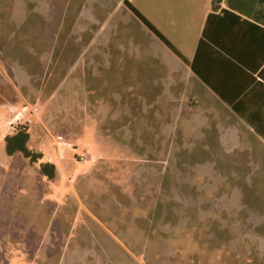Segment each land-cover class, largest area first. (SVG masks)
Here are the masks:
<instances>
[{
  "label": "rangeland",
  "instance_id": "374dc122",
  "mask_svg": "<svg viewBox=\"0 0 264 264\" xmlns=\"http://www.w3.org/2000/svg\"><path fill=\"white\" fill-rule=\"evenodd\" d=\"M155 36L124 0H0V102L31 106L28 146L63 166L0 153V264H264L262 197L236 191L261 194L264 139L207 134Z\"/></svg>",
  "mask_w": 264,
  "mask_h": 264
},
{
  "label": "crops",
  "instance_id": "0c3cea01",
  "mask_svg": "<svg viewBox=\"0 0 264 264\" xmlns=\"http://www.w3.org/2000/svg\"><path fill=\"white\" fill-rule=\"evenodd\" d=\"M151 8L152 12H157L162 18L161 22L166 25L167 33L162 23L150 20L151 23L181 55L157 35L149 38L151 46L146 49L156 48L153 58L156 62L164 63L162 58L166 59L172 92L188 94L204 122L205 129L208 130L207 134H235L239 141L260 135L255 124H264V1L151 0ZM210 13L215 16L209 24V42L196 56L197 46ZM141 52L144 53L142 50ZM194 61L200 75L192 68ZM173 93L172 99L176 97ZM183 101L184 106L191 105L186 102L185 97ZM1 105L9 107L10 111L9 126L12 133L8 134H14L19 129L28 132L29 122L25 112L32 111L31 106L24 105L21 109L14 101L0 102ZM234 105L239 109H234ZM30 141L31 135L28 144ZM19 152L9 154L6 142L0 148L3 156H13ZM42 161H51L56 165V175L49 180H54L63 170V166L49 158L45 159L44 154ZM256 161L263 168L261 194L255 186L250 188L257 190L255 194L251 190L247 194L241 188L236 191L240 202L262 197L263 228L258 232L252 227L249 232L261 236L260 247L264 260V157L258 156L253 162ZM28 166L40 179L47 178L38 169V164H32L29 160Z\"/></svg>",
  "mask_w": 264,
  "mask_h": 264
},
{
  "label": "trees",
  "instance_id": "16d2710c",
  "mask_svg": "<svg viewBox=\"0 0 264 264\" xmlns=\"http://www.w3.org/2000/svg\"><path fill=\"white\" fill-rule=\"evenodd\" d=\"M264 1V0H263ZM125 4L130 8V10L153 32L155 33L164 43H166L169 47L174 49V51L181 55L178 50L174 48L171 42L158 30L156 26H154L151 21L145 17L129 0H124ZM215 16L214 13H210L208 16L207 24L204 29V32L200 38V41L197 46L196 56L203 48V46L207 45L209 42V24L211 22V18ZM192 68L196 72L197 75H200L195 61L192 63ZM234 109H239L238 106L234 105ZM256 130L260 133L262 137H264V124H255ZM6 140V148L9 154L14 153L16 151H20L26 158L30 160L32 164H38L39 169L43 175H45L48 179H53L56 175V165L51 161H42L43 153L40 151H36L31 149L28 146L29 133L25 129H19L16 133L7 135L5 137Z\"/></svg>",
  "mask_w": 264,
  "mask_h": 264
}]
</instances>
